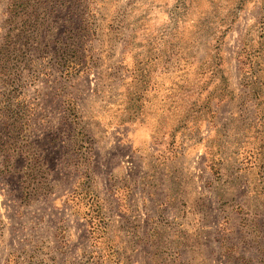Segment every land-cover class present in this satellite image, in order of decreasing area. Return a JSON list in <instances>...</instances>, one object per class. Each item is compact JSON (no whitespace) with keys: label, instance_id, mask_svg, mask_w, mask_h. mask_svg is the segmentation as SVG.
<instances>
[{"label":"rangeland","instance_id":"374dc122","mask_svg":"<svg viewBox=\"0 0 264 264\" xmlns=\"http://www.w3.org/2000/svg\"><path fill=\"white\" fill-rule=\"evenodd\" d=\"M0 264H264V0H0Z\"/></svg>","mask_w":264,"mask_h":264}]
</instances>
